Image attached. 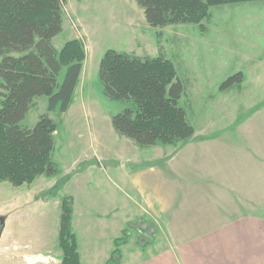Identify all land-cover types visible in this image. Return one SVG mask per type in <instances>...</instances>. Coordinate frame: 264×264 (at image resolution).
I'll use <instances>...</instances> for the list:
<instances>
[{
    "label": "rangeland",
    "instance_id": "1",
    "mask_svg": "<svg viewBox=\"0 0 264 264\" xmlns=\"http://www.w3.org/2000/svg\"><path fill=\"white\" fill-rule=\"evenodd\" d=\"M72 39L83 43L85 58L69 108L48 111L47 97L39 96L21 121L32 127L42 114L53 120L52 159L58 173L39 176L30 185L0 181V264H61L57 235L63 196L72 197L71 228L80 264H104L116 237L127 242L118 247V264L134 261L135 254L126 252L149 243L157 229L153 220L139 217L132 175L172 172L190 139L139 147L115 132L112 117L131 103L103 94L98 68L106 50L140 57L160 52L172 61L182 83L196 73V95L217 96L221 83L236 72L242 73L246 88H264L263 1L212 6L199 23L155 28L133 0H67L62 30L52 44L60 50ZM187 92L179 104L198 130L199 110L192 119Z\"/></svg>",
    "mask_w": 264,
    "mask_h": 264
},
{
    "label": "trees",
    "instance_id": "2",
    "mask_svg": "<svg viewBox=\"0 0 264 264\" xmlns=\"http://www.w3.org/2000/svg\"><path fill=\"white\" fill-rule=\"evenodd\" d=\"M67 0H0V181L14 186L30 185L37 177L58 173L52 159L56 125L47 114L32 127L21 125L39 96L47 97V110L65 112L73 99L85 58L79 39L56 50L52 39L62 30ZM145 21L155 28L178 23H199L212 6L264 0H133ZM103 94L117 101H128L112 117L115 132L139 147L161 143L186 142L193 133L185 109L179 101L185 92L170 59L140 57L108 49L98 68ZM242 73L236 72L219 86L239 88ZM57 246L61 264H80L75 234L71 228L72 197L60 204ZM106 264H118L119 245Z\"/></svg>",
    "mask_w": 264,
    "mask_h": 264
},
{
    "label": "crops",
    "instance_id": "3",
    "mask_svg": "<svg viewBox=\"0 0 264 264\" xmlns=\"http://www.w3.org/2000/svg\"><path fill=\"white\" fill-rule=\"evenodd\" d=\"M196 76L184 85L200 124L182 163L132 175L139 217L157 229L125 264H264V88H246L242 76L239 88L206 97L194 92Z\"/></svg>",
    "mask_w": 264,
    "mask_h": 264
}]
</instances>
